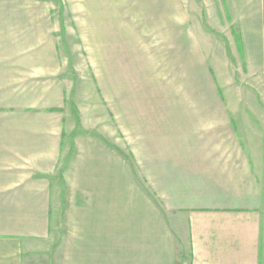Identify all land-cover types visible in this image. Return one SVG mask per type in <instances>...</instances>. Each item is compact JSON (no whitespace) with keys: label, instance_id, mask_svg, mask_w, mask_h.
Instances as JSON below:
<instances>
[{"label":"crops","instance_id":"1","mask_svg":"<svg viewBox=\"0 0 264 264\" xmlns=\"http://www.w3.org/2000/svg\"><path fill=\"white\" fill-rule=\"evenodd\" d=\"M19 9L0 1V105L10 95L2 59L26 56ZM155 10L162 31L178 26L188 42L219 36L222 84L226 73L264 74V0H155ZM259 105L224 98L222 115H185L156 137L159 213H111L108 183L96 212L53 211L52 153L35 149L34 130L11 124L17 115L0 112V264H264Z\"/></svg>","mask_w":264,"mask_h":264},{"label":"rangeland","instance_id":"2","mask_svg":"<svg viewBox=\"0 0 264 264\" xmlns=\"http://www.w3.org/2000/svg\"><path fill=\"white\" fill-rule=\"evenodd\" d=\"M0 1L17 3L27 24L26 56L2 59L10 95L0 112L17 115L11 124L34 130L35 149L52 153L53 211L96 212L108 183L111 213H159L162 131L185 115H222L224 98L255 99L264 112V74L226 73L222 84L219 36L188 42L178 26L162 31L155 0Z\"/></svg>","mask_w":264,"mask_h":264}]
</instances>
